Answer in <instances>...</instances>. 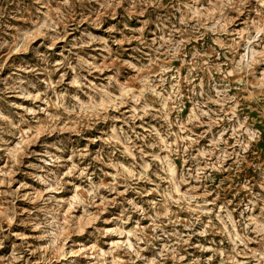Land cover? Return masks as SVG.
Instances as JSON below:
<instances>
[{
    "label": "rangeland",
    "instance_id": "1",
    "mask_svg": "<svg viewBox=\"0 0 264 264\" xmlns=\"http://www.w3.org/2000/svg\"><path fill=\"white\" fill-rule=\"evenodd\" d=\"M0 264H264V0H0Z\"/></svg>",
    "mask_w": 264,
    "mask_h": 264
}]
</instances>
